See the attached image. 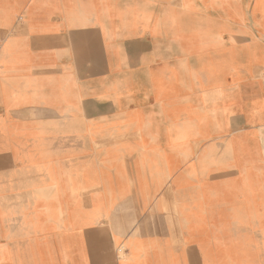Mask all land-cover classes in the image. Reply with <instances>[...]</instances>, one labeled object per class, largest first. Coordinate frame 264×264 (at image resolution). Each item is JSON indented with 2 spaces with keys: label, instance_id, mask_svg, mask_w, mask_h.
<instances>
[{
  "label": "crops",
  "instance_id": "crops-1",
  "mask_svg": "<svg viewBox=\"0 0 264 264\" xmlns=\"http://www.w3.org/2000/svg\"><path fill=\"white\" fill-rule=\"evenodd\" d=\"M264 0H0V264H264Z\"/></svg>",
  "mask_w": 264,
  "mask_h": 264
},
{
  "label": "built area",
  "instance_id": "built-area-1",
  "mask_svg": "<svg viewBox=\"0 0 264 264\" xmlns=\"http://www.w3.org/2000/svg\"><path fill=\"white\" fill-rule=\"evenodd\" d=\"M262 80H263V82H264V74H263V76H262Z\"/></svg>",
  "mask_w": 264,
  "mask_h": 264
},
{
  "label": "rangeland",
  "instance_id": "rangeland-1",
  "mask_svg": "<svg viewBox=\"0 0 264 264\" xmlns=\"http://www.w3.org/2000/svg\"><path fill=\"white\" fill-rule=\"evenodd\" d=\"M263 41H264V39H263ZM264 68V67H263Z\"/></svg>",
  "mask_w": 264,
  "mask_h": 264
}]
</instances>
